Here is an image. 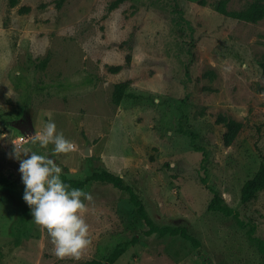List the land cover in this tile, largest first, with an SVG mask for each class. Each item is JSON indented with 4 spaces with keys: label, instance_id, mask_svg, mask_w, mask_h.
Returning <instances> with one entry per match:
<instances>
[{
    "label": "rangeland",
    "instance_id": "1",
    "mask_svg": "<svg viewBox=\"0 0 264 264\" xmlns=\"http://www.w3.org/2000/svg\"><path fill=\"white\" fill-rule=\"evenodd\" d=\"M220 1L0 0V264L106 261L134 237L115 264H200L180 236L148 233L125 190L94 181L82 189L93 197L84 214L92 244L78 260L57 259L23 200L14 148L48 156L61 180L122 177L157 226L186 227L214 264H264V190L241 200L264 162V17L232 19ZM225 1L243 12L253 0ZM123 82L133 95L116 104ZM49 114L76 151L26 140ZM219 115L242 124L230 146ZM181 130L196 132L203 151ZM214 193L244 226L208 209Z\"/></svg>",
    "mask_w": 264,
    "mask_h": 264
},
{
    "label": "clouds",
    "instance_id": "2",
    "mask_svg": "<svg viewBox=\"0 0 264 264\" xmlns=\"http://www.w3.org/2000/svg\"><path fill=\"white\" fill-rule=\"evenodd\" d=\"M26 140L45 148L52 144L53 154H67L77 149L73 141L57 132L50 114L42 130ZM13 155L19 160L23 200L31 209L32 220L46 231L57 259L78 260L82 251L92 244L89 225L84 219L85 201L91 202L92 195L65 184L61 180L62 169L48 156L27 148H14ZM22 155L27 158L21 159Z\"/></svg>",
    "mask_w": 264,
    "mask_h": 264
},
{
    "label": "trees",
    "instance_id": "3",
    "mask_svg": "<svg viewBox=\"0 0 264 264\" xmlns=\"http://www.w3.org/2000/svg\"><path fill=\"white\" fill-rule=\"evenodd\" d=\"M65 0H59L58 6ZM18 0H10L11 6L17 5ZM226 1L221 0L218 5V11L227 17H230L235 20H245L252 23H257L264 17V0H253L249 8L243 12L231 11L228 12L225 9ZM24 12L29 11L28 8L24 7L21 9ZM264 69V63H263ZM120 70V67H116L112 69V71ZM129 87V82L119 83L115 86L113 100L116 104H120L122 99L127 96H132V93L127 92V88ZM217 124H221L226 128V131L223 134V141L226 146H230L234 143L237 135L239 134L242 124L239 121H236L232 118H228L224 115H219L216 119ZM180 133L190 138V144L196 151H203V149L197 147L195 145V141L198 137L197 133L194 131L181 130ZM206 155L203 152V162H205ZM203 168V166H202ZM62 181L69 185L70 188L83 189L89 181L94 182H103L112 184L114 187L125 190L128 195L130 202L133 206L136 207L137 212L144 223L148 226V233H158L160 236L163 235H172V236H180L184 240L188 241L194 249V254L196 260L200 264H214L211 256L205 252L203 249L202 242L195 236L191 235L186 227L177 226V227H167V226H157L153 220L149 217L144 204L139 199L138 195L134 192V190L127 184H125L122 177L118 175H114L110 172L103 171L100 173H94L86 180H74L69 179L66 176H62ZM264 190V162H262L259 166V169L255 176L249 180H247L241 191V200L243 203H247L256 198L258 193ZM208 209L212 211H218L223 213L226 216H233L239 225L244 226V222L240 219L239 213L235 211L232 207L226 204L223 199L220 197L218 193H214L209 205ZM254 231V227H251L248 231L249 236L252 238V234ZM137 242V237H134L130 242H126L124 244H119L115 246L112 252L106 258V261L99 260H89L82 264H115L116 261L125 253V251ZM258 249L262 254L264 260V242L261 239H257Z\"/></svg>",
    "mask_w": 264,
    "mask_h": 264
}]
</instances>
